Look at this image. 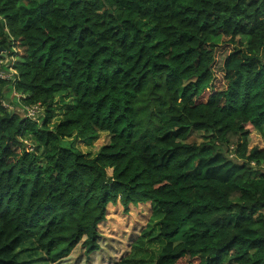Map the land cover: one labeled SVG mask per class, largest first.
I'll return each mask as SVG.
<instances>
[{
  "label": "trees",
  "instance_id": "1",
  "mask_svg": "<svg viewBox=\"0 0 264 264\" xmlns=\"http://www.w3.org/2000/svg\"><path fill=\"white\" fill-rule=\"evenodd\" d=\"M0 49V264L88 262L116 202L163 246L112 264H264V0H0Z\"/></svg>",
  "mask_w": 264,
  "mask_h": 264
},
{
  "label": "rangeland",
  "instance_id": "2",
  "mask_svg": "<svg viewBox=\"0 0 264 264\" xmlns=\"http://www.w3.org/2000/svg\"><path fill=\"white\" fill-rule=\"evenodd\" d=\"M11 59L5 58L4 67L10 65ZM9 70V69H8ZM7 72L9 73V71ZM217 82L220 81L221 74L218 71V64L216 63L215 69ZM64 99V103H68L67 99ZM5 105L11 112L18 113L19 115H25L24 109L20 103L19 97L11 90H6L4 97ZM43 117V110L39 108L37 119ZM60 118V113L55 116V120ZM203 133L194 132L189 139V142L201 143L204 137ZM108 141V135L105 132H99L93 138L88 141L79 142L74 141L73 144L83 153H89L94 155L98 149L106 144ZM249 148L264 147V140L257 131H252L248 137ZM60 146H70V140L64 139L59 142ZM231 149V148H230ZM233 201H236L234 199ZM160 219V213L152 210L149 203L138 204L136 206H128L127 211H124L119 202L111 203L108 206V215L106 221L101 226L102 240L100 242V254L95 258L90 259L88 262H82L83 256L78 258L75 264H112V262L118 259L122 253L129 248V241L133 239L136 234L145 232L146 236V248L147 257H156L158 252L163 246V241L158 238V222ZM76 250L75 253L66 261L58 264H74V259L79 253Z\"/></svg>",
  "mask_w": 264,
  "mask_h": 264
},
{
  "label": "built area",
  "instance_id": "3",
  "mask_svg": "<svg viewBox=\"0 0 264 264\" xmlns=\"http://www.w3.org/2000/svg\"><path fill=\"white\" fill-rule=\"evenodd\" d=\"M8 71H9V73L0 71V77L7 79L11 75L15 74V72L12 69H9ZM23 109H24V112H25V115H23L24 118H28L31 121H38V119L36 118L37 114L39 112V107L38 106H29V107H24ZM28 147H30L29 144H28Z\"/></svg>",
  "mask_w": 264,
  "mask_h": 264
},
{
  "label": "water",
  "instance_id": "4",
  "mask_svg": "<svg viewBox=\"0 0 264 264\" xmlns=\"http://www.w3.org/2000/svg\"><path fill=\"white\" fill-rule=\"evenodd\" d=\"M3 51V49H0V53ZM2 56H4V54H2Z\"/></svg>",
  "mask_w": 264,
  "mask_h": 264
},
{
  "label": "clouds",
  "instance_id": "5",
  "mask_svg": "<svg viewBox=\"0 0 264 264\" xmlns=\"http://www.w3.org/2000/svg\"><path fill=\"white\" fill-rule=\"evenodd\" d=\"M15 94V93H14Z\"/></svg>",
  "mask_w": 264,
  "mask_h": 264
}]
</instances>
